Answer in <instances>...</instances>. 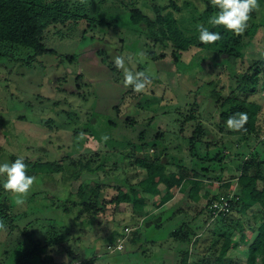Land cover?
I'll return each instance as SVG.
<instances>
[{"label": "rangeland", "instance_id": "obj_1", "mask_svg": "<svg viewBox=\"0 0 264 264\" xmlns=\"http://www.w3.org/2000/svg\"><path fill=\"white\" fill-rule=\"evenodd\" d=\"M130 1L78 2L86 18L65 26H50L44 31L43 45L52 53L38 57L30 64L0 61V164L11 163L14 156L50 167L63 163L69 171L83 154L101 151L99 154L109 157L105 162L109 174L115 173L113 161H117L119 176L126 175L134 183L145 176L143 162L153 160L155 151L150 148L135 150L134 145L138 144L141 131L145 132L142 138L146 142L155 133L163 132L160 144L167 146L168 156L173 155L183 164L188 163V137L192 134L194 123H183V119L189 112L194 115V110L190 109L194 107L191 104L195 99L198 111L202 107L205 109L204 98L196 94V89L217 83V91L226 96L233 86L232 75L249 65L250 55H258L259 39L263 33L257 34L255 43L248 46L251 52L246 51L244 59L238 60L234 66L222 67L209 56L202 60L197 48L183 53L179 62L174 63L169 50L154 46L136 31L137 27L129 18L127 4ZM168 1L146 2L163 5ZM176 1L183 8L188 24H202L199 19L203 10L200 0ZM146 13L151 15L147 8ZM138 51L147 54V61H139L136 56ZM150 51L156 55L163 53L164 56L152 60L148 54ZM120 55L126 56L125 63L129 69L146 71L152 77V84L143 92L136 93L131 87L124 86L123 71L113 63L114 58ZM207 91L206 85L200 94ZM248 100L261 106L258 126L264 137L263 91L259 89ZM196 115L199 116V113ZM20 116L24 118L19 119ZM126 118L130 119L129 123H126ZM202 122L211 133H221L231 141L227 143L232 145V152L230 159H224L225 171L218 168L215 171L213 165L207 164L210 175L219 176L223 172V179H229L231 174L237 173L235 141L238 136L217 124L211 116L205 115ZM81 133L84 135L81 136ZM103 135H108L110 139L102 141L100 138ZM204 151L203 146L199 148L200 153ZM209 151H214L213 146H209ZM228 152V149L225 150V154ZM100 157L94 156V164L100 161ZM37 178L25 203L17 206L12 195L3 190V177H0V220L5 224V229L0 230V264H44L41 260L48 256L53 257L56 264L72 261L65 257L64 252L82 257L101 254L98 264H160L162 260L158 254L174 246L180 247L179 242L169 238L168 234L182 222L193 220V224L198 225L191 212L177 217L167 212L162 215V226L153 227L144 223L137 229V223L128 218L132 207L129 196L124 193L125 188H122L118 205H108L113 207L112 212L108 210L104 217L99 218L100 224L96 223V228L84 226L73 219L74 213L66 214L60 209L68 192L76 191L78 182L64 184L61 174ZM228 185L229 182L224 181L223 186ZM102 192L108 200L116 195L114 188L106 187ZM51 199L54 205H50ZM6 206L11 209L7 217L4 213ZM113 212L115 214L111 216ZM158 216V213L154 214L147 222ZM236 217V213L230 212L229 208L228 224L243 231ZM185 229L188 230L187 227ZM209 229L221 231L224 226L211 223ZM112 231L124 236L117 243L120 248L116 246V251L113 246L105 247ZM187 232L192 235V230ZM48 233L55 235L54 248L46 256L31 253L33 241L44 244ZM201 237L195 249L199 254L204 252L210 240L204 233ZM152 241L157 244H152ZM224 244L227 246L229 241ZM14 250L15 253L12 252ZM190 251L193 253L192 249ZM228 254L231 259L239 260V264L255 262V258L248 257L242 245L237 250H229ZM147 255L151 256L146 259ZM196 260L199 261V256L194 254ZM164 262H168L165 257Z\"/></svg>", "mask_w": 264, "mask_h": 264}, {"label": "trees", "instance_id": "obj_2", "mask_svg": "<svg viewBox=\"0 0 264 264\" xmlns=\"http://www.w3.org/2000/svg\"><path fill=\"white\" fill-rule=\"evenodd\" d=\"M141 1L144 3L140 5ZM146 1L131 0L127 4L130 21L134 27H137L136 31L141 33L147 41L154 46L169 50L174 63L179 62L183 53L191 48H197L202 60L209 56L219 62L222 67L234 66L238 60L244 59L246 51L251 52L248 46L252 42L255 43L257 34L263 33V37L259 39L261 41L258 55H250L252 58L249 65L243 71H236L232 75L233 86L226 96L217 91L215 87L217 83L206 84L208 91L204 94L200 92L206 85L196 89V94L199 93V96L204 98L205 109L202 107L199 112V105L195 99L191 104L194 107L190 109L194 110V115L189 112L183 119V123H194L192 134L188 137V163L183 164L181 159L173 155L168 156L167 146L160 144L163 132L155 133L146 142L142 138L145 132L141 131L138 135L139 142L134 145L135 150L150 148L155 151L153 160L143 162L146 176L134 183L126 175L119 176L117 161H113L115 166L112 169L115 173L109 174L105 163L109 157L99 154L101 151H90L83 154L81 158H77L69 171L63 163L50 167L24 159L28 174L36 177L61 174L64 184L77 181L76 191L68 192L60 209L66 214L74 213L73 219L88 227H95L96 223L100 224L99 218L104 217L108 210L112 212L113 207L108 205H118L122 188H125L124 193L129 196L133 207L137 204L149 203L154 210L172 198V188H179L184 193L187 191L185 194L188 199L194 202V219H197L198 225H194L193 228L189 222H182L178 228L168 234V237L188 246L194 244V254L198 255L201 261L199 263L196 260L194 264H239L240 261L234 257L231 259L228 253L231 249L237 250L240 245L244 247L248 257L255 258L253 264H264V137L258 126L261 106L248 100L259 89L264 95V26L262 25L264 0H258L259 8L251 13L248 28L241 35L227 32L222 26L210 25L208 21L216 9L212 7L210 0H200L203 10L199 13V19L210 31L219 32L221 35V39L211 45L200 43L198 26L201 24L196 23L195 18L194 25L188 24V19L182 11L183 8L177 4L176 0H169L163 5L149 4ZM146 8L151 11V15L146 13ZM86 17L78 0H0V61L5 60L7 64L12 62L30 64L38 57L52 53V50L43 45L44 31L50 26H65ZM148 54L152 60L162 59L164 56L163 53L156 55L153 51ZM239 112H246L248 121L245 125L246 131L234 132L238 136L235 141L237 173L231 174L229 179H223V172L219 176L210 175L208 163L213 165L215 171L216 168L225 171L224 159L227 157L230 159L232 145H227L231 141L225 139L221 133H211L202 122V117L211 116L215 118L217 124L225 126L226 130L230 131L226 126V120L229 116ZM198 113L199 116L196 115ZM23 118L19 117V119ZM125 121L129 123L130 119L126 118ZM202 146L205 151L200 153L199 148ZM209 146H213L214 151H209ZM226 148L229 152L225 154ZM99 155L101 156L100 161L94 164V156ZM163 157H166V161L162 160ZM15 159L12 156L11 162ZM93 176L96 177L92 178ZM167 181H171V187L161 189L160 185ZM224 181L229 182L227 187L223 186ZM106 187L114 188L115 197L109 200L104 197L102 190ZM154 189H159L160 197ZM214 190L217 192L213 193ZM229 195L230 212L236 213V221L240 223V230L243 229V231H238L228 224L227 213L218 215L219 218L212 215L210 209L212 202L219 201L221 197L227 198ZM47 203L48 200H46ZM49 203L54 205L52 199ZM1 210L0 206V213ZM9 211H11L10 207L6 206L4 212L6 217ZM114 214L115 212L111 216ZM12 219H14L13 216ZM211 223H220L224 229L210 230ZM189 230H192L191 236L187 232ZM203 233L210 240L204 252L199 254L195 249ZM48 234L44 244L33 241L34 247L31 253L45 255L54 248L55 235ZM123 234L112 231L105 247L113 246L115 249L118 239L121 238L120 241H122ZM228 241L229 244L223 246V242ZM12 252L15 253V250ZM188 253V247L180 251L178 264H188ZM41 261L44 264L47 261L50 264H56L51 256L42 258ZM97 261V257L93 254L82 264H95Z\"/></svg>", "mask_w": 264, "mask_h": 264}, {"label": "clouds", "instance_id": "obj_3", "mask_svg": "<svg viewBox=\"0 0 264 264\" xmlns=\"http://www.w3.org/2000/svg\"><path fill=\"white\" fill-rule=\"evenodd\" d=\"M78 2L84 4L86 0H78ZM210 3L216 12L208 23L213 27L222 26L225 31L234 35H241L246 31L251 13L259 8L258 0H210ZM198 32V39L204 45L214 44L221 39L219 32L210 31L203 24L198 26ZM136 56L141 62L148 59L147 54L143 51H138ZM125 61V55L117 56L113 60L115 67L123 71L124 86L131 87L136 93L143 92L152 84V77L146 71H132L126 66ZM247 121V113L239 112L227 118L226 126L233 132L246 131ZM80 135L83 136L84 133ZM100 139L107 142L110 137L103 135ZM0 177H3V190L12 195L17 206H22L25 203L38 179L35 175L28 174V168L23 158H17L11 163L0 164ZM4 229V221L0 220V230Z\"/></svg>", "mask_w": 264, "mask_h": 264}, {"label": "crops", "instance_id": "obj_4", "mask_svg": "<svg viewBox=\"0 0 264 264\" xmlns=\"http://www.w3.org/2000/svg\"><path fill=\"white\" fill-rule=\"evenodd\" d=\"M162 160L166 161V157H163ZM145 176H146V172H145ZM145 176H143L142 178H144ZM170 185H171V181H167L165 183H162L160 185L161 187L160 186L159 187L161 189H163L165 187L170 188L171 187ZM154 191L157 194V196L160 197L159 189H154ZM171 191H173L172 198L169 201H167L166 203H164L157 210H154L152 208V206L150 207L149 203L137 204L135 207H133L131 205V203H129L132 207V210H131V213L128 215V218H133L132 221L136 222L137 227L140 228L141 224H144V223H145V225H146V223H148L149 226H153V227L162 226V215L164 213H167V212H171L172 217H177L184 212H191L194 216V202L188 199L187 195L185 194V193H187V191L184 193L181 190H179V188H176V189L172 188ZM156 213L159 214L157 219H154V220L147 222V220L152 215H154ZM191 220H192V218H191ZM192 221H189V223ZM193 222L191 225H193V228H194ZM119 241H120V239H118V242ZM177 242H179V241H177ZM152 244L156 245L157 243L152 241ZM179 244H180V247H178V248L174 246L172 248H169L168 251H164L163 254H161V253H160V255L158 254L160 259L162 260V262L160 264H178L180 251L182 249H184V247H188V250H189L188 264H194V244H193V246L192 245L191 246L185 245L182 242H179ZM190 249H192L193 253H191ZM94 255L97 257V259H99L101 254L96 253ZM66 256H68V259H71L72 261L65 262L66 261L65 260L64 261L65 264H82V262L84 260H87L89 258L87 256H83V257L79 256V255L78 256H74V255L71 256L69 254L65 255V257ZM150 256L151 255H147L146 259L149 258ZM164 257H165V260H168V262H166V263L164 262ZM95 264H98V263L96 262Z\"/></svg>", "mask_w": 264, "mask_h": 264}, {"label": "built area", "instance_id": "obj_5", "mask_svg": "<svg viewBox=\"0 0 264 264\" xmlns=\"http://www.w3.org/2000/svg\"><path fill=\"white\" fill-rule=\"evenodd\" d=\"M229 200H230V195L227 198L221 197L219 201L212 202V205H210V209L212 210V215L214 217H217L218 215H225L226 213H228L230 207ZM117 248L120 247L117 246Z\"/></svg>", "mask_w": 264, "mask_h": 264}]
</instances>
